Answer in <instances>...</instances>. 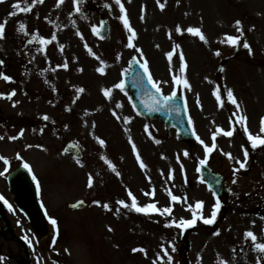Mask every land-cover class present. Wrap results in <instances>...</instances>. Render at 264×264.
<instances>
[{
  "label": "rangeland",
  "instance_id": "374dc122",
  "mask_svg": "<svg viewBox=\"0 0 264 264\" xmlns=\"http://www.w3.org/2000/svg\"><path fill=\"white\" fill-rule=\"evenodd\" d=\"M30 1L0 2V22L7 21L0 43L8 49H0L4 59L0 69L11 77L8 83L0 78V89H5L4 99L13 103L12 110L8 106L5 109L12 112L10 130L0 129V137H17L8 144H1L0 140L4 150L1 157L8 161L0 163V187L10 195L7 172L24 164L29 165L39 184V200L45 209L43 225L33 228L15 208L11 217L14 233L28 237L30 263L167 264V250L173 257L172 264H183L184 257L191 264H215L225 246L211 230L192 234V248L186 254L180 244L182 229L166 225L184 219L193 200L203 202L202 210L210 203V191L196 168L203 158L228 177L231 195L225 196L224 202L232 203L227 216L228 226L233 223L232 239L249 225V218L234 223L232 213L238 203L233 201L236 196L242 201L248 199L243 203L248 209L259 202L250 181L253 182L251 177L260 179L261 170L264 172V145L252 148L248 136L236 130L233 116L238 113L226 90H233L242 106L254 105L257 113H264V0H121L124 12L115 0H92L87 4L82 0H63L59 7L57 0H43L35 2L34 10L27 12L13 7H26ZM122 16L135 32L131 48V33ZM101 17L110 21L106 39L93 32ZM236 21L241 22L242 33L237 31ZM21 23L27 35L19 31ZM177 26L181 32L176 31ZM188 27L200 28L207 43L188 33ZM153 28L156 33L162 32L155 39L146 35ZM53 34L55 40L51 39ZM36 35L51 43L42 45L33 40L34 46L25 48L27 37ZM228 35L238 36L239 46H230L225 39ZM245 41L251 54L243 47ZM169 47L171 60L167 55ZM217 51L220 56L215 55ZM180 53L186 65L183 72ZM131 59L147 62L149 73L163 94L175 92L184 98L196 132L195 142L180 141L173 128L165 129L158 121L139 116L124 89L114 87L122 81ZM180 78L182 82L195 79L198 87L184 90L179 87L182 82H176ZM203 84L213 92L219 89L220 100L224 101L220 102L222 117L203 120L199 114L203 104L198 89ZM105 90H109V96L104 95ZM10 91L15 95L8 99ZM249 97L252 102H248ZM258 98L262 99L261 106L256 103ZM261 126L258 120L257 127L252 128L259 136L264 134ZM227 131L233 135H224ZM98 140H103L104 146ZM68 141L82 149L80 164L62 153ZM205 145L215 147L206 152ZM245 151L248 155L241 168L238 161L245 158ZM137 154L144 168L140 167ZM232 166H236L235 172ZM89 175L93 180L91 188L87 186ZM129 191L138 206L155 203L158 209L171 207V215H146L132 207H122L117 201L131 205ZM169 193L178 200L172 201ZM80 198L87 207L69 211L67 204ZM93 201H98L99 206ZM50 219L57 221L55 226ZM258 223L255 218L249 226L255 234L260 233ZM1 245L11 250L8 260ZM134 248L145 251L133 252ZM0 252L2 264H25L23 249L10 236L0 242Z\"/></svg>",
  "mask_w": 264,
  "mask_h": 264
},
{
  "label": "snow or ice",
  "instance_id": "6c2138e0",
  "mask_svg": "<svg viewBox=\"0 0 264 264\" xmlns=\"http://www.w3.org/2000/svg\"><path fill=\"white\" fill-rule=\"evenodd\" d=\"M0 2H2V0H0ZM25 2L27 3L28 0H25ZM34 2L43 3V0H34ZM78 2H79V0H74V3H78ZM115 2L118 5H120V11L121 12H124L125 9H124L123 5L121 4V0H115ZM157 2L159 3V0H157ZM62 3H63V0H57V7H59L60 4H62ZM13 7L21 8V11H26V12L27 11H31V8L30 7H27V6L26 7H21L19 4H16ZM161 8H163V5H161ZM76 10L79 11V8L77 7ZM14 14L15 13H10V15H14ZM121 19L123 20V23H124L125 27L128 28V31L131 33V35L129 37V41H128V47L131 48V47H133L132 37L135 36V32L131 29V27L129 26L128 20L124 16H122ZM6 23H7V21L0 22V39H3L4 38ZM240 24H241L240 21H236L237 31L242 33V29L239 27ZM19 31H22V32H24L25 35H27V32L25 31V25L23 23L20 24ZM176 31L177 32H181V29H180L179 26H177ZM187 32L190 33V34H192V35H194V36H198L200 40H202L205 43H207V40H206V38H205V36L202 33V31H201L200 28H198V27H188L187 28ZM32 39L35 40V41H38L42 45L51 43V40H46V39H44V38H42V37H40L38 35L33 36ZM51 39L52 40H55L56 39L55 34H53V36H52ZM225 39L227 40V42L232 47H237L240 44V39H239L238 36H230V35H228V36L225 37ZM176 47H179V46L177 45ZM243 47L245 49H248L249 50V54H251L250 45L246 41L243 43ZM167 55H168L169 60H171V58L173 56V53L172 52H169ZM215 55L216 56H220L221 53L219 51H217L215 53ZM179 59L181 61V71L183 72L184 69H185V67H186V65L184 63L183 53H180ZM0 64H3V61H0ZM64 67L66 68L67 65L65 64ZM142 67L144 68V72L145 73H148V83H150L152 85V87L155 89V91L157 93H160L161 89L158 86V84L155 81H153L152 76L149 73V70H148L147 62L146 61L144 62V64L142 65ZM98 71H102V69H98ZM220 71H224V69L221 68ZM0 78H2L5 81H8V82L11 81V77H9L7 75L0 74ZM175 79L176 78L174 77V80ZM176 82L177 83H180L179 80H177ZM183 83H184V86L185 87H189V85H188V83H187L186 80H184ZM114 87L120 89L121 91H123L124 82L121 81L120 83H117ZM78 91H81L82 92L83 89H79ZM226 91H227V96L229 98H231L230 99V102L233 103V104H236L237 105V108H238L239 105L237 104V101L235 100V98L233 96V90L227 89ZM0 95H3V94H0ZM14 95H15V92L13 91L10 94H8L7 98L8 99H11V97L14 96ZM104 95L105 96H109L110 95L109 90H105L104 91ZM175 95H176V93L173 92L171 94V96H164L163 97V102L164 103H167ZM214 95H216V98H217L218 101L221 99V96L219 94V89H217V91L214 92ZM159 103H161V101H157L155 99V97H153V104H159ZM117 107H120V105H117ZM148 107H149L150 110H158L157 108L153 107L152 105H149ZM44 119L47 120L48 117L45 116ZM244 119L245 118H241V121H238V123L239 122H243ZM189 123H191V120L189 121ZM261 123H262V126H261L260 131H261V133H264V120H262ZM218 131H222V130H218ZM244 131L246 133H248V140L251 142L252 148H256L258 146L264 145V137L252 135L251 133L248 132L247 127H245ZM223 134L226 135V136H232L233 135V132L232 131H227V132H223ZM20 135H23V132L22 131H21V134ZM2 139H3V137H0V140H2ZM10 139L15 140V139H17V137H10ZM213 140H215V135H213ZM98 142H99V144L101 146H104V144H105V142L103 140H98ZM156 143H159V141H156ZM201 143H203V141H201ZM29 147H31V146H29ZM214 147H215V145H213L212 148H209L207 145H205V150H206V152H211ZM133 150L135 151V145L134 144H133ZM185 155H188V153L185 152ZM228 155H229V158H231L230 154H228ZM244 155H245V159H246L247 158V155H248L247 151H245ZM101 159H106V158L105 157H101ZM0 160H4V158L3 157H0ZM137 160L140 161L139 154H137ZM76 162H77V164H80V161L79 160H77ZM106 162H108V161L106 160ZM4 163L7 164L8 161L7 160H4ZM108 163H109V167L113 171H116L115 170V167L113 165H111L110 162H108ZM201 163H204V162L201 161ZM81 166H83V165H81ZM24 167L25 168H28L29 171H31V169L29 168V165L28 164H24ZM140 167L141 168H144L145 167V164L142 161H140ZM240 167L241 168L245 167V163L240 162ZM0 175H3V173H0ZM116 175L119 176L120 175L119 172H116ZM33 179L35 180L36 177L33 176ZM235 182L236 181L234 180L233 183H235ZM92 185H93V180H92L91 175H89L87 186L89 188H91ZM37 188L39 190V184H37ZM145 195H149V193H145ZM169 195H171V193H169ZM128 196L131 198V205L127 204L124 200L117 201V203L120 204L122 207H125V208L132 207L135 211L140 212V213H144L146 215L151 214V213H158L160 215L167 214V215L170 216L171 213H172V211H173L171 207H165L163 209H158L155 203H150V204H147V205H144V206H138L137 205L136 198L132 195V193L130 191L128 192ZM0 200H3V202L6 205H8L10 211L12 210V206L10 204H8V201L7 200H4L3 196H0ZM171 200L172 201H177L178 200V197H176L174 195H171ZM93 203H95V204H97L99 206V202L98 201H93ZM80 204H83V201H80L79 204H73L72 207L73 208H76V207L80 206ZM202 205H203V202H197V207L198 208L202 207ZM103 207L105 209H108L109 206L107 204H104ZM220 207H221V204L219 202V199H217L216 202H215V204L213 205L210 218H203L202 216H197V215L194 214L192 219H183V218H181L178 223L175 220H173L172 223L169 224V225H166V227L175 226V227L181 228V229L192 228V227L195 226V224L197 222V219H202V221H203L204 224L210 225V224H212V223L215 222L216 217H217V210ZM50 223L55 226L56 223H57V221L55 219H50ZM109 231H112V229L109 228ZM215 234L216 235H219V233H215ZM245 235H246V237L250 238L253 241L254 247L259 252L264 253V243H256L257 237H256V235L253 232L248 231V232L245 233ZM24 239L27 241L28 240V237L25 236ZM54 242H55V240H53V243ZM175 250H176L175 247H173L172 248V251L175 252ZM132 251L133 252H137V251L144 252L145 250L142 249V248L141 249L134 248V249H132ZM164 254H165V256H167V264H172L173 257L171 255H168L167 250H165V253ZM0 259H2V258H0ZM154 264H155V262H154ZM220 264H225V262L221 261Z\"/></svg>",
  "mask_w": 264,
  "mask_h": 264
},
{
  "label": "water",
  "instance_id": "95a60500",
  "mask_svg": "<svg viewBox=\"0 0 264 264\" xmlns=\"http://www.w3.org/2000/svg\"><path fill=\"white\" fill-rule=\"evenodd\" d=\"M135 74H139L138 77L140 80V89L142 90L140 101H142V104L137 99L135 93H133L131 90L130 96L138 111L148 117H156L162 120L166 125H175L180 131V137L189 140V133H185L183 131V129L186 127V122L184 120L182 102L179 99L173 98L167 103H164L163 98L150 87L144 75L137 67H134L133 75ZM126 85L128 88V86H131V82L126 80ZM153 97H155L157 101H161V103L153 104ZM147 103L157 108L158 110H150L148 106L144 108L143 105H147ZM160 108H164V115H160L158 113ZM147 109H149V111H147ZM203 172L206 176L208 174L210 175L208 169H204ZM9 183L11 185V188L17 192L16 202L18 203V205L25 210V212L33 222H35V220H39L40 217L35 203L33 189L25 173L21 169L16 170L10 175ZM213 184L216 185V182H213ZM77 204H79V202ZM81 205L82 204H80V206Z\"/></svg>",
  "mask_w": 264,
  "mask_h": 264
},
{
  "label": "bare ground",
  "instance_id": "6f19581e",
  "mask_svg": "<svg viewBox=\"0 0 264 264\" xmlns=\"http://www.w3.org/2000/svg\"><path fill=\"white\" fill-rule=\"evenodd\" d=\"M161 33H162L161 31H158V33H156L154 28H153V31L152 30L150 31L149 29L146 31V35L148 37L153 36L154 39L157 38L159 35H161ZM165 49H166V47H165ZM168 51L170 52V47H169ZM183 80H186L188 85H189V87H185L184 83L182 82V78H180V82H182V83L179 84V87L184 89V90H186V89L187 90H194L195 87H198L197 80H195V79H192V80L191 79H183ZM201 86L198 89V93L200 94V96H199L200 101L203 104V107L200 105L201 109H199V114L201 115L202 119L206 120L207 118H210V117H222V107H221L220 102H224L223 99L217 101L216 95H214V92L211 90V88H205L204 84ZM208 95H211L210 98ZM252 101L253 100L251 99V97H249L248 102H252ZM256 103L258 106H261L262 99L258 98L256 100ZM241 107H242L243 111H245V114H244L245 117L244 118L246 121H248V125L252 126V125L256 124L257 123L256 119L258 117L257 108L254 105L253 106H246V105L242 106L241 105ZM217 114H218V116H217ZM262 114L263 113H261V115ZM246 240H248V239L246 238ZM236 264H249V259L248 258L239 259Z\"/></svg>",
  "mask_w": 264,
  "mask_h": 264
}]
</instances>
